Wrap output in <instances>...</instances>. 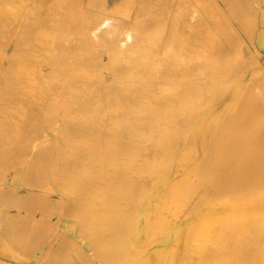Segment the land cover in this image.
Returning a JSON list of instances; mask_svg holds the SVG:
<instances>
[{
  "label": "bare ground",
  "instance_id": "1",
  "mask_svg": "<svg viewBox=\"0 0 264 264\" xmlns=\"http://www.w3.org/2000/svg\"><path fill=\"white\" fill-rule=\"evenodd\" d=\"M213 1L0 0V261L264 264V0Z\"/></svg>",
  "mask_w": 264,
  "mask_h": 264
},
{
  "label": "rangeland",
  "instance_id": "2",
  "mask_svg": "<svg viewBox=\"0 0 264 264\" xmlns=\"http://www.w3.org/2000/svg\"><path fill=\"white\" fill-rule=\"evenodd\" d=\"M31 1L32 0H15L13 6L21 5V3H22L23 5H26L28 7H32V6H35V7L38 6L39 8H47V7H49V4H44L43 2H41V0H33L32 4H31ZM215 1L216 0H214L213 2H215ZM216 2H218V3H216ZM216 2L215 3L217 5V7L219 6L220 8H223V1L222 0H217ZM263 5L264 4L262 3V6ZM13 6H11V7H13ZM133 13H134V10H133L132 14ZM236 27H237V25H236ZM240 33H241V36L244 39V41L247 40L246 42L249 43V46H251L250 48L254 52L255 55L260 56V54L258 53L259 50L264 52V49H259L258 50L257 45L255 44L256 40L254 38L252 40H250V39H248V37L242 31H240ZM17 35H18V31H16L12 35L11 41H9V44H7L5 46L3 45V48L6 47L5 49H7L8 53H10L11 50H12V44H13L12 41L16 40V39L18 40V36ZM29 46H30V44L25 43V44L21 45L19 48L28 49ZM262 63L264 64V61H262L261 64L259 65L260 69L264 68ZM247 66L248 65H245V68H247ZM42 110H43V108L41 107L39 111L41 112ZM56 128H58V127L56 126V124L54 122L51 123L50 125H47L45 127V129H47L48 131L49 130L51 131L52 129L55 131ZM60 133L61 134H66L64 132H60ZM44 134H45V132H44ZM44 134H43V136H44ZM33 143H35V144L38 143L39 145L40 144L47 145V144H51L52 142L51 141L50 142H47V141L42 142L40 140H36ZM6 184L11 186L12 188H16L18 186L19 188H17V189H22V190H26V189L29 188V186L28 187L24 186V185L20 184V182H19V184H15V180L14 179L13 180L12 179H7ZM36 215L39 216L38 212H36ZM57 218H58L57 215L53 214L50 217V219H49L48 214H45L42 218H40V224L38 225V227L34 228V232L36 234L38 232L39 233L34 236V238L30 241V243H27L26 242L27 240H24V241H22V242H24V244L22 243L21 245H19L17 243H14L12 245H14L15 247H18L19 249H21L22 247L25 248V250L24 251L23 250L20 251V253H21L22 257H24L26 259L28 258V262L30 264H46V262L44 260L45 258L42 259V260L40 259L39 261H35L33 259V257H32L33 253L29 252V250L38 241V237L39 238L48 237V238H46V240L49 241V244L50 243L54 244V252L51 254V256H55V255L58 256V259L55 260V264H56L57 262H59L61 260L59 258L62 257L61 247H63V245H62L63 238L70 239V237H73L71 239V241L70 240L67 241L68 243L65 246V247H68V249L65 251V256L64 257H67V258L65 259V261L63 263H65V262H69L70 263V261H71L72 264H85L84 260H85V258H87V259H89L92 262V264H95V260H96V264H101V261L99 259H95V257L93 256V253L91 252V248L92 247H90V244L85 243V239H83L81 236H77V234L73 232V230L68 225V223H66L63 219L57 221ZM49 220H52L54 222L57 221L56 222L57 226L52 224L51 221L49 222ZM28 229L30 230V229H32V227L28 228ZM58 230L61 231L62 233H58L57 232ZM30 232H32V231H30ZM6 241L8 242V244L10 246H12L10 239L7 238ZM55 249H56V251H55ZM60 254H61V256H60ZM12 263H13V261L7 260V259H5V260L2 259V261H0V264H12Z\"/></svg>",
  "mask_w": 264,
  "mask_h": 264
}]
</instances>
